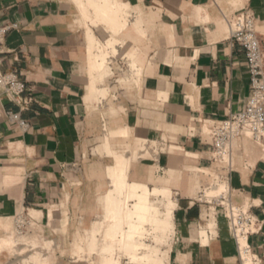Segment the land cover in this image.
Wrapping results in <instances>:
<instances>
[{
  "label": "crops",
  "instance_id": "obj_1",
  "mask_svg": "<svg viewBox=\"0 0 264 264\" xmlns=\"http://www.w3.org/2000/svg\"><path fill=\"white\" fill-rule=\"evenodd\" d=\"M96 1L0 0V25H17L6 38L2 70L17 73L33 99L22 110L0 88V224L21 210L46 221L65 211L67 225L45 227L42 237L65 251L57 264H88L73 251L85 233L90 251L103 252L88 231L101 199L104 219L114 192L117 159L105 155L109 149L130 164L129 184L172 191L176 242L169 264H240L223 210H215L214 231L204 232V212L212 207L193 201L217 180L227 183L236 206L263 222L250 244L264 262V150L249 139L237 141L228 171L214 162L209 135L213 122L247 107V59L230 38L229 23L252 9L264 52V0H117L124 25L114 44L118 54L111 58L112 77L98 84L96 74L108 72L106 53L91 60L90 48L106 47L112 29L102 25L110 13H95ZM9 112L20 113L29 129L22 131ZM128 146L140 148L132 164L121 154ZM6 233L0 228V239ZM8 254L0 253V264H14Z\"/></svg>",
  "mask_w": 264,
  "mask_h": 264
},
{
  "label": "built area",
  "instance_id": "obj_2",
  "mask_svg": "<svg viewBox=\"0 0 264 264\" xmlns=\"http://www.w3.org/2000/svg\"><path fill=\"white\" fill-rule=\"evenodd\" d=\"M17 29V25H0V88L22 110H25L32 102V97L27 95L28 86L17 73H5L2 65L5 55V43L8 34ZM230 38L239 44L245 51L247 66L250 75L251 92L247 107L244 111L232 114L224 121L213 122L209 135L212 139L213 160L222 169L232 170L233 151L235 143L241 139H249L264 150V52L258 32L256 30V16L252 9L241 11L235 21L229 23ZM10 120L22 131L30 127V123L24 120L20 113L9 112ZM218 185V184H217ZM215 184L206 187L193 201L195 203H207L214 210H223L228 222L229 230L236 244L240 264H264L263 259L255 253L250 238L260 235L263 231V222L249 210L236 206L230 192L207 199L206 192L217 186ZM226 194V195H225ZM31 219L29 213L22 211L16 218V227L21 235L27 233Z\"/></svg>",
  "mask_w": 264,
  "mask_h": 264
},
{
  "label": "bare ground",
  "instance_id": "obj_3",
  "mask_svg": "<svg viewBox=\"0 0 264 264\" xmlns=\"http://www.w3.org/2000/svg\"><path fill=\"white\" fill-rule=\"evenodd\" d=\"M121 7V4L117 2V0H97L93 5L94 11L97 15H107L110 13L107 18H104L103 21L101 20L104 27H111L112 29V36L106 40V47H110L119 42V40H117V35L124 27L121 22L123 17ZM106 47L99 42L93 44L90 48V59L92 60L95 52L101 53L103 57ZM128 57L132 61H135L136 59L133 54H129ZM102 65L103 63L100 65L97 64L96 67L100 68ZM105 155L116 157L117 159L116 167L113 170L114 180L112 188H114V192L109 195L106 200V216L102 220L103 222L100 221L101 224H95L97 223L95 222L94 226L92 225V229L88 231L90 234L87 232L91 236L93 247H97L96 249H98V243L100 242L99 237L103 234L102 242L104 248L102 247L103 250L101 251L103 252L101 253L105 254L103 256L104 259L98 264H118L119 259H115L114 254L120 251H126L130 259L133 260V257L140 255L138 254L140 250H144L145 254L144 256L141 254L140 256L142 257L137 260L146 258V260L152 261L154 264H163L164 260L169 257V251L167 252L168 254L162 256L163 258L156 259V257L160 255V246H158V244L169 243L168 240L173 234L172 231H174L172 215L174 216L173 212L176 208L172 201V191L168 188L161 190H159L160 188H155L152 190L146 185H135L131 184V182L129 184L130 164L124 159L125 157L117 158V154L109 149L105 150ZM168 177H175V173L172 171L168 172ZM217 189L224 191L229 190V188L223 184ZM159 196L167 200V203L164 202L163 205L165 209L163 213L160 211V208L155 205V202L151 200V197ZM132 201H136L135 204L132 205ZM33 212L38 213L36 211ZM50 222L52 221L50 220ZM146 225L151 226L154 233L157 234L155 236L157 243L156 246L146 245L141 242L142 239L135 241L139 235H143L142 229ZM17 236L18 234L16 232L9 233L5 238L0 239V247H11L10 245L15 242ZM207 237L206 240H204V247L209 243V238L207 239ZM37 239H39V237ZM34 241L36 242V238ZM38 241H40V239ZM36 243L32 246V250H37L39 248L46 249L37 245L41 242ZM90 249H92V246ZM27 261L29 264H41V254L39 252L34 253Z\"/></svg>",
  "mask_w": 264,
  "mask_h": 264
},
{
  "label": "rangeland",
  "instance_id": "obj_4",
  "mask_svg": "<svg viewBox=\"0 0 264 264\" xmlns=\"http://www.w3.org/2000/svg\"><path fill=\"white\" fill-rule=\"evenodd\" d=\"M118 43H116V45ZM116 45L104 50L106 53L104 62L108 68V72H106L105 74H103V73L102 74H96L94 79H95L97 84L100 82L104 83L107 80V78L112 77V71L110 68L111 67L110 63L112 61V59H111L112 57H117L118 53L116 50ZM96 60L100 61L101 58H96ZM136 68H137V65L132 63L131 67H130L132 74H135ZM136 73H137V71H136ZM105 92H107V91H105ZM102 97L106 98L107 94L102 95ZM96 102L97 103L99 102L98 97H97ZM138 143H140V142H138ZM141 145H142V143H141ZM141 145H140V148L145 149V147L141 146ZM140 148H138L137 146H136V148H131L130 146H128V147L122 149L123 151L121 154H123L124 156L130 155L131 156L130 157L131 158V164H132V162L137 161V159L139 157V153L137 150ZM97 151H98V153L102 154L101 148L98 149ZM144 157H146V158L151 157L150 152L147 151V153ZM213 179H217V175H214ZM221 184L226 185L228 187L226 182H220L219 180H217L216 184H215L217 186H215V188L213 187L211 190L206 192V195L208 198L205 200H211L212 197L223 194L225 192L227 193L228 191L216 189ZM197 197L199 198L198 195H196V198ZM151 198H152V200L155 201L156 206H158L159 208H163V205H164L163 198H161V197H151ZM100 203L102 206H101V209H100L96 219L94 220L95 222H100L104 216L103 198L101 199ZM21 213H22V210L19 212V215H21ZM26 213H29V215L31 216V219H29V218L26 219L25 214L23 215V219L25 218L27 220V222H30V224H31V225H28V228H27L28 232L27 233H23L21 235L18 233L17 227H16V220L19 217L10 219L7 223H5V225L0 224V228H3L8 232V233H6V235L9 233H12V232H14V233L16 232L18 234L15 242L10 245L11 247H9V246L3 247V248L0 247V253H2L4 251H8L9 252L8 255H10V257H13L12 259H14L13 260L14 264H26L28 262L27 260H29V258H31V256L34 253L39 252L41 254V260H42L41 264H57V260H58L60 253L64 254L65 251H62L58 248L59 244L54 239H46L42 236H43V230L45 227H49L50 229L55 230V227L58 225H61V224L67 225L69 220L66 216L65 211H63V214H64L63 218L59 217L58 212H55V213L53 212V217L49 218L48 221L44 220L43 216H37L38 213H34V212H30V211L26 212ZM215 214H216V212L213 208L210 212H206V211L204 212V218H203V222H202V226L204 227V230H203L204 232H206L207 229L214 231V228L216 225ZM208 216H210V217L208 218ZM50 220L52 222H50ZM107 226H109V225H107ZM142 231H143V235H139L138 238L135 239V241L142 239L141 242L148 244V245H151V246H156L157 243H156L155 236L157 234L154 233L153 228L149 225L148 226L146 225L145 227H143ZM2 236H4V235H2ZM201 236L202 237L206 236V233H203ZM38 237H39L40 241H38L39 240V239H37ZM35 238H36L37 243H40V242L41 243L37 244L34 241ZM102 239H103V234H101L99 237V240H100L99 246L100 247L103 245ZM34 242L37 245H40L46 249L44 250L43 248H39L37 250H32V246L35 245ZM77 242L78 243L75 245L73 254H74V256H77L78 259L87 261L88 264H94V263L97 264L98 262H100L102 260L103 254L99 250L95 251L94 253H92L90 251L89 242L87 240V236L85 233L78 235ZM168 242L169 243H163V244L159 243L158 244V246H160V253H161L160 256L161 257L164 254L169 253V257L164 260L163 264H169V259L171 256L170 254L172 251L171 246L173 247L174 243L176 242V234L173 233L172 236H170V239L168 240ZM140 253L142 254V256H144L145 251L140 250L138 252V254H140ZM115 254H116L115 257L117 259H119L118 264H154L152 261L146 260V258L142 259V260H137V259H139L140 255H138L139 257L138 256L133 257V260H131L126 251L116 252ZM160 256H157L156 259H159ZM135 260H137V261H135ZM27 264H29V263H27Z\"/></svg>",
  "mask_w": 264,
  "mask_h": 264
}]
</instances>
